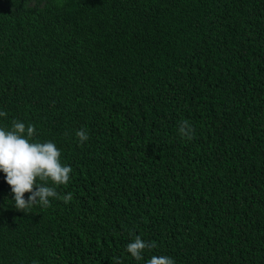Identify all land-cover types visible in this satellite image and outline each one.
I'll return each mask as SVG.
<instances>
[{
    "label": "trees",
    "instance_id": "1",
    "mask_svg": "<svg viewBox=\"0 0 264 264\" xmlns=\"http://www.w3.org/2000/svg\"><path fill=\"white\" fill-rule=\"evenodd\" d=\"M0 111L72 168L0 264H264V0H0Z\"/></svg>",
    "mask_w": 264,
    "mask_h": 264
},
{
    "label": "clouds",
    "instance_id": "2",
    "mask_svg": "<svg viewBox=\"0 0 264 264\" xmlns=\"http://www.w3.org/2000/svg\"><path fill=\"white\" fill-rule=\"evenodd\" d=\"M6 115L0 111V117ZM35 132L34 125L26 126L19 120H13L10 129L0 127V172L11 188L16 210L24 213L36 205L50 207V199L62 198L66 204L72 200L71 193L61 197L56 190V186L70 182L72 168L61 163V151L55 143L34 141ZM179 134L193 139L194 129L187 120L180 123ZM76 136L82 144L89 140L85 129L78 130ZM26 193L29 194L27 199ZM130 235L133 241L127 244L126 251L140 261L145 250H151L155 244L134 233L130 232ZM117 264L121 262L117 260ZM147 264H175V261L167 255H153Z\"/></svg>",
    "mask_w": 264,
    "mask_h": 264
}]
</instances>
